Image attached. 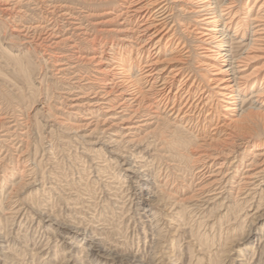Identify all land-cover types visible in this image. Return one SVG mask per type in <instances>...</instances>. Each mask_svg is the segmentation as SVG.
I'll use <instances>...</instances> for the list:
<instances>
[{
	"label": "rangeland",
	"instance_id": "obj_1",
	"mask_svg": "<svg viewBox=\"0 0 264 264\" xmlns=\"http://www.w3.org/2000/svg\"><path fill=\"white\" fill-rule=\"evenodd\" d=\"M56 1L0 15V264H97L103 253L100 264H264V120L243 140L212 142L200 125L174 150L160 144L164 116L142 126L92 93L105 85L95 63L57 73L65 56L16 31L49 21ZM196 134L206 144L188 145ZM68 225L98 238L94 253L78 240L65 254Z\"/></svg>",
	"mask_w": 264,
	"mask_h": 264
},
{
	"label": "bare ground",
	"instance_id": "obj_2",
	"mask_svg": "<svg viewBox=\"0 0 264 264\" xmlns=\"http://www.w3.org/2000/svg\"><path fill=\"white\" fill-rule=\"evenodd\" d=\"M30 1L41 6L45 0H0V15L21 12L20 5ZM103 1L111 5L105 13L93 6L76 11L59 0L50 3L49 21L15 30L26 32L29 42L37 40L46 51L65 56L55 63L57 73L67 74L76 66L72 61L95 63L96 77L105 85L92 93L106 96L102 98L111 107L129 110V117L142 126L164 116V132L156 140L173 150L178 134L192 133L200 125L203 130L210 127L211 141L225 144L243 140L247 130L264 120V0ZM110 20L117 24L107 27ZM84 41L90 52L82 51ZM62 47L66 50L57 51ZM199 135L190 137L188 145L203 140ZM69 225L62 233L69 245L65 254H72L78 240L88 243L85 253H94L98 238ZM99 256L97 264L103 263L105 253Z\"/></svg>",
	"mask_w": 264,
	"mask_h": 264
}]
</instances>
